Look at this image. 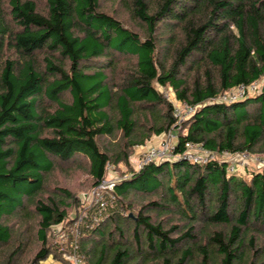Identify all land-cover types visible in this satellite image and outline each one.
<instances>
[{
  "label": "trees",
  "instance_id": "obj_1",
  "mask_svg": "<svg viewBox=\"0 0 264 264\" xmlns=\"http://www.w3.org/2000/svg\"><path fill=\"white\" fill-rule=\"evenodd\" d=\"M120 1L138 30L102 0H0V264L25 247L12 249L5 222L20 213L36 218L30 264L61 257L51 228L83 205L66 186L49 192L57 166L87 161L95 187L108 164L170 130L175 157L133 170L94 209L103 218L79 241L86 263L264 264V165L242 177L222 157L264 154V0ZM156 84L194 113L179 121ZM112 136L113 147L102 140ZM189 143L219 158L193 162Z\"/></svg>",
  "mask_w": 264,
  "mask_h": 264
},
{
  "label": "rangeland",
  "instance_id": "obj_2",
  "mask_svg": "<svg viewBox=\"0 0 264 264\" xmlns=\"http://www.w3.org/2000/svg\"><path fill=\"white\" fill-rule=\"evenodd\" d=\"M40 4H43L42 0H36ZM102 8L106 11H108L111 14H115L118 17L122 18V20L125 21L126 24L131 26L132 28H136L138 30L137 23L135 20L127 18L130 16L129 7L121 2L120 0H102ZM263 82H258L257 87L259 91L262 87ZM156 87L164 93L165 97L173 104L174 109L179 108L180 110L186 109L185 103L178 100L175 93L171 88H163L160 87L158 84H156ZM254 92L253 90H251ZM238 91H235L237 93ZM176 116V115H175ZM179 120V118H178ZM180 121V120H179ZM174 132V131H173ZM166 133L168 134V131L161 134V135H155L153 134L149 140H147L146 144L144 145H138L136 146L129 158L128 164L125 162H120L117 165L114 164L112 170L107 171V178L113 180V181H120L124 178H128L133 170H137V166L140 160V157L143 153V151L146 149V147L150 144L159 143L163 138L166 137ZM175 135H177V132H174ZM103 142L105 144H110V146L113 147V145L118 144L119 137L112 136V137H103ZM177 136L171 140V144L174 145L176 143ZM197 148V147H194ZM242 154H224L223 157L229 158L231 161H235V172L238 174V176L242 177H248L249 169L261 167L264 165V154L263 153H255L251 154L249 159L247 161L239 160L241 158ZM230 161V162H231ZM87 161L80 160L77 164L68 166V165H60L57 166L54 171L48 175L47 177V186H49V192H50V186H66L70 188L72 192L75 193V195L79 198L80 204L83 203V200L89 196V194L92 193L94 187H91L92 180L89 175V170L87 168ZM48 190V189H47ZM88 204V201L84 202ZM81 207H74L69 212V218L70 222L69 224H72L73 220L77 218V216L83 214V208L80 210ZM23 215L20 213L15 216H11L6 218L5 222L12 225L13 227V240L11 243L12 249L20 243V240L22 243L25 244V247L20 253V255L14 260L13 264H30L32 257L34 256L35 252L40 248V242L37 239L36 234V218H31L28 221H25L24 219H21ZM25 221V222H24ZM50 240L52 243H54L55 237L52 236V232H50ZM264 242V240H261ZM260 241V242H261ZM9 247H7L8 249ZM5 248V250H7ZM4 250V249H3ZM4 250V251H5ZM5 254V253H3ZM51 256L50 255L46 260H44L43 264H52L51 262ZM6 258V257H5Z\"/></svg>",
  "mask_w": 264,
  "mask_h": 264
},
{
  "label": "built area",
  "instance_id": "obj_3",
  "mask_svg": "<svg viewBox=\"0 0 264 264\" xmlns=\"http://www.w3.org/2000/svg\"><path fill=\"white\" fill-rule=\"evenodd\" d=\"M257 84L258 83L256 82L249 86L240 85L222 94L218 100L232 102L240 98H244L249 94H254L258 90ZM251 90L255 91L252 92ZM235 91L238 92L235 93ZM185 105L186 109L184 110H180L179 108H175L174 110V114L180 121L186 120L195 111L194 107L188 104ZM176 136L177 135L174 134L173 130H170L168 131V134L166 133V137L159 143H152L148 145L140 157L137 170H140L150 162H161L163 160L174 158L175 156L172 151L174 145L171 144V140ZM250 155L251 154L249 153H243L239 160L247 161ZM185 158L193 162L206 164L219 157L215 153L203 149L200 145H192L189 143L188 149L185 152ZM223 158H226L229 162L231 161L227 157ZM112 165L114 166V164H108L107 171L112 170ZM235 169V161H231L229 170L234 171ZM106 174L102 181L94 187L92 193L89 194L85 200H83V214L77 216V218L73 220L72 224H69L71 221L70 219H66L62 223L54 225L51 228L52 236L55 237L54 243L59 244L61 246L60 250H62L61 257L51 256L52 264H87L80 252L79 244L81 236L85 233V227L92 228L93 226H97L102 220L103 217H100V215L99 217L94 216L92 218L91 214H93L94 209L98 208L101 210L100 212L107 210L116 199L114 189L117 182L107 178ZM86 200L88 201V204L84 203ZM88 222L89 224H87Z\"/></svg>",
  "mask_w": 264,
  "mask_h": 264
}]
</instances>
